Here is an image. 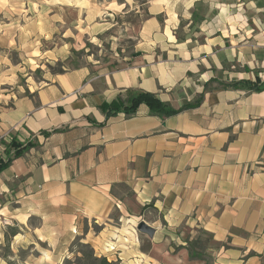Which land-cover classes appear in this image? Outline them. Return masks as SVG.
<instances>
[{
	"label": "crops",
	"instance_id": "crops-1",
	"mask_svg": "<svg viewBox=\"0 0 264 264\" xmlns=\"http://www.w3.org/2000/svg\"><path fill=\"white\" fill-rule=\"evenodd\" d=\"M147 13L139 56L0 106V157L13 137L31 144L0 174V225L16 230L13 258L29 250L17 264H76L75 242L118 264H206L174 251L198 231L220 244L210 264H264V90L226 87L264 88V0H152ZM138 92L174 110L203 100L169 117L101 110ZM142 221L152 238L133 230Z\"/></svg>",
	"mask_w": 264,
	"mask_h": 264
},
{
	"label": "rangeland",
	"instance_id": "rangeland-1",
	"mask_svg": "<svg viewBox=\"0 0 264 264\" xmlns=\"http://www.w3.org/2000/svg\"><path fill=\"white\" fill-rule=\"evenodd\" d=\"M151 1L0 0V106L9 104L10 98L31 97L30 92L69 70L89 65L109 71L132 58L141 48V28L149 17ZM161 21L159 16L158 23ZM36 225L38 222L30 220L28 227ZM137 225L131 224L135 233H139ZM11 233L0 225V264L9 259L16 263L29 254L25 246L13 258ZM74 248L82 256L76 264H97L85 260L88 247L75 242ZM202 248L201 261L210 264L207 249L217 246L209 241ZM64 264L72 263L66 260Z\"/></svg>",
	"mask_w": 264,
	"mask_h": 264
},
{
	"label": "trees",
	"instance_id": "trees-1",
	"mask_svg": "<svg viewBox=\"0 0 264 264\" xmlns=\"http://www.w3.org/2000/svg\"><path fill=\"white\" fill-rule=\"evenodd\" d=\"M226 87H232V88L247 87L248 89H251L253 91L264 90V88L262 87H252L246 82H236V83L229 84ZM202 100H203V94H201L193 102L183 105L178 110H174L167 103L160 101L155 94L148 93V92H138L132 97H130L127 103H124L123 101L119 99H116L112 101L110 104L101 105V110L106 115V117L115 115L117 113H123L125 115H132L135 113L137 107L143 104L149 109L150 113L161 116V117H169L183 110L197 107L202 102ZM6 148L8 152L10 149H13L14 151L11 156L7 152L5 159L0 157V174L11 165L13 160L23 157L24 154L31 148V144L28 142L22 145L21 143L17 141L15 137H13L11 138L10 142L6 144ZM10 230L12 231L10 236L15 235L16 230L15 229H10ZM201 236H205L206 239L202 240ZM209 241L213 242L212 238L208 234L202 231H198L197 237H194L192 239H187L185 241L186 244L184 247L179 246V247H176L175 250L185 248L188 252V256L190 259L204 260L203 259L204 248H202L203 242L206 243ZM84 246L88 247L87 245H84ZM216 246L217 248H219L220 244H216ZM83 256L85 260L86 259L90 260V263L95 262L97 264H116L113 262H107L105 258H100V259L95 258L91 250H90V253L84 254ZM7 264H17V263L8 261Z\"/></svg>",
	"mask_w": 264,
	"mask_h": 264
},
{
	"label": "water",
	"instance_id": "water-1",
	"mask_svg": "<svg viewBox=\"0 0 264 264\" xmlns=\"http://www.w3.org/2000/svg\"><path fill=\"white\" fill-rule=\"evenodd\" d=\"M139 53H134L132 54V57H137L139 56ZM137 231L141 234L147 235L148 237L152 238L153 234H154V229L147 225L145 222H140L138 223L137 227H136Z\"/></svg>",
	"mask_w": 264,
	"mask_h": 264
}]
</instances>
